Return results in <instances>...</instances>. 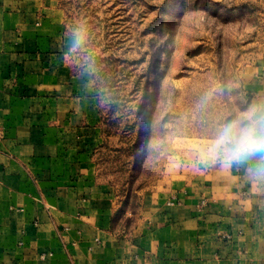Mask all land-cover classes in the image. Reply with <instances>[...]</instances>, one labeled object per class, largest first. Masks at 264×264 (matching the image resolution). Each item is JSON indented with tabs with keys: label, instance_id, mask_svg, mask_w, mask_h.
Listing matches in <instances>:
<instances>
[{
	"label": "crops",
	"instance_id": "obj_1",
	"mask_svg": "<svg viewBox=\"0 0 264 264\" xmlns=\"http://www.w3.org/2000/svg\"><path fill=\"white\" fill-rule=\"evenodd\" d=\"M76 42L60 0H0V264H264L260 159L218 145L264 116V48L239 66L243 100L179 128L132 187L102 174L100 87Z\"/></svg>",
	"mask_w": 264,
	"mask_h": 264
},
{
	"label": "rangeland",
	"instance_id": "obj_2",
	"mask_svg": "<svg viewBox=\"0 0 264 264\" xmlns=\"http://www.w3.org/2000/svg\"><path fill=\"white\" fill-rule=\"evenodd\" d=\"M95 69L102 174L139 187L224 101H242L238 69L264 48V0H60ZM159 168V169H158ZM122 180V181H121Z\"/></svg>",
	"mask_w": 264,
	"mask_h": 264
},
{
	"label": "clouds",
	"instance_id": "obj_3",
	"mask_svg": "<svg viewBox=\"0 0 264 264\" xmlns=\"http://www.w3.org/2000/svg\"><path fill=\"white\" fill-rule=\"evenodd\" d=\"M79 42L78 38L76 43ZM218 145L230 163L243 164L259 157L257 171L264 174V116L256 118L253 112L228 123L218 138Z\"/></svg>",
	"mask_w": 264,
	"mask_h": 264
},
{
	"label": "built area",
	"instance_id": "obj_4",
	"mask_svg": "<svg viewBox=\"0 0 264 264\" xmlns=\"http://www.w3.org/2000/svg\"><path fill=\"white\" fill-rule=\"evenodd\" d=\"M202 205L204 204V201H202V203H201ZM224 236H227L226 234L224 235Z\"/></svg>",
	"mask_w": 264,
	"mask_h": 264
}]
</instances>
